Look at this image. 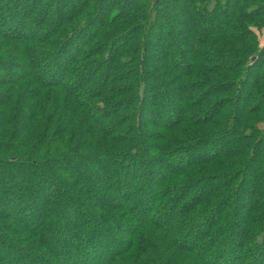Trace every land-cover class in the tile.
Listing matches in <instances>:
<instances>
[{
    "label": "trees",
    "instance_id": "obj_1",
    "mask_svg": "<svg viewBox=\"0 0 264 264\" xmlns=\"http://www.w3.org/2000/svg\"><path fill=\"white\" fill-rule=\"evenodd\" d=\"M261 29L264 0H0V264H264Z\"/></svg>",
    "mask_w": 264,
    "mask_h": 264
},
{
    "label": "rangeland",
    "instance_id": "obj_2",
    "mask_svg": "<svg viewBox=\"0 0 264 264\" xmlns=\"http://www.w3.org/2000/svg\"><path fill=\"white\" fill-rule=\"evenodd\" d=\"M168 50H171L170 48H167V51ZM166 52V51H165ZM164 53V51H158L157 53L153 54L154 55H158V56H161L162 54ZM152 57V55L150 56ZM185 61H187L186 59H184ZM188 62V61H187ZM174 96H178L177 94H174ZM160 120L162 122H166L165 119L163 118H160ZM254 165H252L253 167ZM164 167V164L161 163V164H158L157 166H155V170H157V172H159L162 168ZM26 170H27V167L25 168H21L19 170V172H15V170H11L9 171V173H4V175H0V179H9L10 183L13 184L14 186L16 184H21V183H28V179H26L23 175L26 174ZM254 172V170L248 175L249 179H251V175L252 173ZM14 186H12V188H15ZM241 204H238L237 203V212L239 214L238 218H239V221L241 222L242 219H243V212H244V208H245V204H244V199L242 201H240ZM223 205H220V208H222Z\"/></svg>",
    "mask_w": 264,
    "mask_h": 264
},
{
    "label": "crops",
    "instance_id": "obj_3",
    "mask_svg": "<svg viewBox=\"0 0 264 264\" xmlns=\"http://www.w3.org/2000/svg\"><path fill=\"white\" fill-rule=\"evenodd\" d=\"M258 39L261 43H264V29H261L259 32H258Z\"/></svg>",
    "mask_w": 264,
    "mask_h": 264
}]
</instances>
